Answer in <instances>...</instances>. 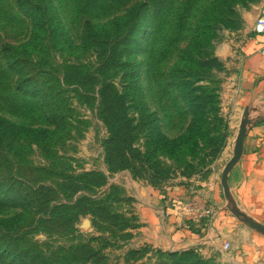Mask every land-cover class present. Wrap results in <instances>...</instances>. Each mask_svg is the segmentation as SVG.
I'll use <instances>...</instances> for the list:
<instances>
[{
	"label": "rangeland",
	"instance_id": "1",
	"mask_svg": "<svg viewBox=\"0 0 264 264\" xmlns=\"http://www.w3.org/2000/svg\"><path fill=\"white\" fill-rule=\"evenodd\" d=\"M25 1L0 0L2 77L21 83L0 116L18 125L1 155L29 204L0 213L24 210L18 231L40 264H264V235L232 214L220 185L246 108L236 102L238 55L246 39L264 38L254 31L264 0H174L169 10L145 0L136 24L122 0ZM112 91L118 106L102 103ZM118 124L124 158L110 164ZM211 177L227 248L141 242L145 191L187 194Z\"/></svg>",
	"mask_w": 264,
	"mask_h": 264
},
{
	"label": "crops",
	"instance_id": "2",
	"mask_svg": "<svg viewBox=\"0 0 264 264\" xmlns=\"http://www.w3.org/2000/svg\"><path fill=\"white\" fill-rule=\"evenodd\" d=\"M264 36V35H263ZM264 38L246 39L238 55L240 73L236 79L238 103L249 105L250 124L247 126L242 154L228 174L230 199L253 220L264 224ZM263 119V120H259ZM259 120V121H258ZM205 188L182 192L179 186L145 191L138 208L141 218V242L163 250L197 246L208 241L223 247L229 242L221 231L220 193L215 177ZM190 203L191 205H185ZM208 210L197 217V210ZM221 224V225H220ZM255 250V248H254ZM246 252V251H244ZM247 253V252H246Z\"/></svg>",
	"mask_w": 264,
	"mask_h": 264
},
{
	"label": "trees",
	"instance_id": "3",
	"mask_svg": "<svg viewBox=\"0 0 264 264\" xmlns=\"http://www.w3.org/2000/svg\"><path fill=\"white\" fill-rule=\"evenodd\" d=\"M111 2H118L120 0H110ZM19 2L23 5H27V1L19 0ZM174 4V0H164L162 5L165 6V10L172 9ZM129 5L128 7H124ZM120 7H124L125 11L133 14V18L135 20V24L138 19H141L142 8L145 6V0H122L120 2ZM174 12V10L172 11ZM173 13H169L171 15ZM183 55V54H182ZM5 68L0 69V79L2 81L0 83V100H3L12 105L16 104V95L13 91H17V84H21L20 81H15L13 83H8L6 81V77H2L6 74ZM172 76V75H171ZM5 78V79H4ZM12 82V80H11ZM22 83V84H27ZM114 96L117 100H113ZM102 103L103 104H112L118 106V99L120 96L114 95L112 91L111 95L108 96L107 93H102ZM49 114H51V111ZM264 119V118H263ZM259 119V120H263ZM258 120V121H259ZM18 125L13 122V120L8 119L5 116H0V210L4 207V203L9 202L16 207L15 205L19 202H26L29 204V196L27 192L22 191L18 187H14L13 185V171L14 167L11 165V161L4 159L1 155V149L3 143H8V151L12 152L14 148V131L13 128ZM124 128L122 124L116 125L114 129L111 131L110 136V144L106 149V161L110 164L113 162H122L124 158V145L122 141V136L120 134H124ZM112 142V143H111ZM14 156V155H13ZM11 207V208H13ZM24 210L21 209L19 212L14 211L9 214L0 213V264H40V262H44V256L40 252H36L32 246L30 247V241L24 237V233H20L18 229H21V224H25L23 222ZM25 240V242H24ZM28 242V244H26ZM172 254V253H169Z\"/></svg>",
	"mask_w": 264,
	"mask_h": 264
},
{
	"label": "water",
	"instance_id": "4",
	"mask_svg": "<svg viewBox=\"0 0 264 264\" xmlns=\"http://www.w3.org/2000/svg\"><path fill=\"white\" fill-rule=\"evenodd\" d=\"M249 110L246 107L243 112L242 116L239 121L238 125V130L237 134L234 139V147H233V152L231 157L225 162L221 175H220V185L222 188L223 196L229 200V209L232 212V214L239 218L242 222L247 224L250 228L258 231L259 233L264 235V224L253 220L251 217L246 215L245 213L241 212L234 202L230 199V194H229V188H228V174L232 167L237 163L239 160L242 150H243V143H244V138L246 135L247 131V126L250 124V119L248 117Z\"/></svg>",
	"mask_w": 264,
	"mask_h": 264
},
{
	"label": "built area",
	"instance_id": "5",
	"mask_svg": "<svg viewBox=\"0 0 264 264\" xmlns=\"http://www.w3.org/2000/svg\"><path fill=\"white\" fill-rule=\"evenodd\" d=\"M254 31L256 33H262V34H264V16H262V17H260V18L257 19V21H256V23L254 25ZM263 54H264V50H263ZM185 205L188 206V205H191V204L190 203H186ZM208 213H209L208 210H205V209H203V210L200 209L199 210L198 209L197 210V217L200 218L202 216H206ZM228 246H229V243L228 242H225L223 244V248H227Z\"/></svg>",
	"mask_w": 264,
	"mask_h": 264
}]
</instances>
